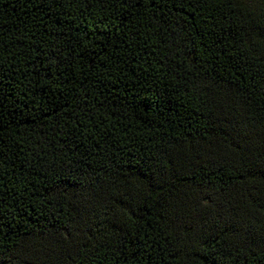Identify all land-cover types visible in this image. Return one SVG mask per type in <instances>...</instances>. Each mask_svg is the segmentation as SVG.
<instances>
[{
	"label": "trees",
	"instance_id": "16d2710c",
	"mask_svg": "<svg viewBox=\"0 0 264 264\" xmlns=\"http://www.w3.org/2000/svg\"><path fill=\"white\" fill-rule=\"evenodd\" d=\"M0 264H264V14L0 0Z\"/></svg>",
	"mask_w": 264,
	"mask_h": 264
},
{
	"label": "rangeland",
	"instance_id": "374dc122",
	"mask_svg": "<svg viewBox=\"0 0 264 264\" xmlns=\"http://www.w3.org/2000/svg\"><path fill=\"white\" fill-rule=\"evenodd\" d=\"M242 2L251 5V7L256 10V12L264 14V3L255 2L253 0H241Z\"/></svg>",
	"mask_w": 264,
	"mask_h": 264
}]
</instances>
